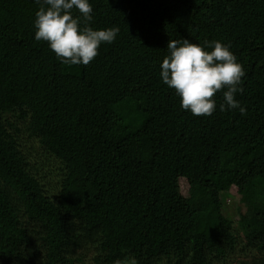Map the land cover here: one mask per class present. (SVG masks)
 I'll list each match as a JSON object with an SVG mask.
<instances>
[{
	"label": "trees",
	"instance_id": "1",
	"mask_svg": "<svg viewBox=\"0 0 264 264\" xmlns=\"http://www.w3.org/2000/svg\"><path fill=\"white\" fill-rule=\"evenodd\" d=\"M89 2L119 32L83 65L0 0V264H264V0ZM185 38L230 45L245 113L181 109L159 65Z\"/></svg>",
	"mask_w": 264,
	"mask_h": 264
},
{
	"label": "clouds",
	"instance_id": "2",
	"mask_svg": "<svg viewBox=\"0 0 264 264\" xmlns=\"http://www.w3.org/2000/svg\"><path fill=\"white\" fill-rule=\"evenodd\" d=\"M34 13V39L45 41L62 63L87 65L98 54L101 43H112L119 28L94 29L89 0H37ZM77 10L79 16L73 14ZM168 54L160 62V78L180 97V107L194 116H210L216 109L215 94L224 89L219 110L246 108L235 98L243 92V66L228 43L188 39L168 40Z\"/></svg>",
	"mask_w": 264,
	"mask_h": 264
},
{
	"label": "rangeland",
	"instance_id": "3",
	"mask_svg": "<svg viewBox=\"0 0 264 264\" xmlns=\"http://www.w3.org/2000/svg\"><path fill=\"white\" fill-rule=\"evenodd\" d=\"M260 72H262V70H260ZM181 185H182V187H185L184 183H181ZM233 193H235V187H232V189H231V194H233ZM239 206H240V208H238ZM242 207L243 206L240 205L236 200L234 201L232 198H229L228 204H227V207L225 208V210H226V213L230 217L235 218L236 215H238L241 212V208ZM84 264H90V263L87 262V263H84Z\"/></svg>",
	"mask_w": 264,
	"mask_h": 264
}]
</instances>
